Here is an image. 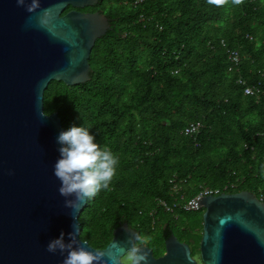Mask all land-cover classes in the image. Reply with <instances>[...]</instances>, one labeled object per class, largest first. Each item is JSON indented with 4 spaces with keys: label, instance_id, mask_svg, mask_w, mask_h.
<instances>
[{
    "label": "trees",
    "instance_id": "1",
    "mask_svg": "<svg viewBox=\"0 0 264 264\" xmlns=\"http://www.w3.org/2000/svg\"><path fill=\"white\" fill-rule=\"evenodd\" d=\"M98 8L111 27L92 49L91 79L44 91L46 113L65 129L91 126L119 156L110 190L81 213V238L103 248L128 222L155 251L178 231L196 249L202 213L186 222L175 204L227 183L264 200V0H100L82 10Z\"/></svg>",
    "mask_w": 264,
    "mask_h": 264
},
{
    "label": "water",
    "instance_id": "2",
    "mask_svg": "<svg viewBox=\"0 0 264 264\" xmlns=\"http://www.w3.org/2000/svg\"><path fill=\"white\" fill-rule=\"evenodd\" d=\"M99 2L41 0L29 12L18 0H0V264H61L67 252H51L47 244L61 232L70 240L74 227L75 246L96 249L81 238L87 203L74 216L59 192L54 163L65 128L57 111L45 112L44 91L51 80L76 85L91 79L92 49L111 24L103 11L79 8ZM45 8L51 9L47 15ZM199 204L203 264H264V200L241 190L205 195ZM136 232L128 222L114 229L112 240L99 248L109 264H120ZM165 247L156 257L145 246L149 264H199L175 234Z\"/></svg>",
    "mask_w": 264,
    "mask_h": 264
},
{
    "label": "clouds",
    "instance_id": "3",
    "mask_svg": "<svg viewBox=\"0 0 264 264\" xmlns=\"http://www.w3.org/2000/svg\"><path fill=\"white\" fill-rule=\"evenodd\" d=\"M18 2L26 4V0ZM210 2L220 3L221 0ZM235 2L239 3L240 0ZM26 7L29 12H33L41 7V0H30ZM50 11V8H45L43 14L47 15ZM91 129L85 123L73 124L61 130L57 137L60 156L54 163V174L61 181L59 192L66 198L65 205L73 210L74 216L83 204L101 190H110L119 164V156L110 147L101 146ZM77 233L78 229L74 227L69 233L71 239L66 241L61 232L59 237L48 242V250L67 252L61 264H109V260L105 258V250L75 246ZM129 239L131 247L118 257L120 264H149V253L145 248L147 237L136 232Z\"/></svg>",
    "mask_w": 264,
    "mask_h": 264
},
{
    "label": "built area",
    "instance_id": "4",
    "mask_svg": "<svg viewBox=\"0 0 264 264\" xmlns=\"http://www.w3.org/2000/svg\"><path fill=\"white\" fill-rule=\"evenodd\" d=\"M137 1H141V0H137ZM230 57L232 58L233 61H236V62L240 59L239 53L236 50H232L230 52ZM239 81L243 82V83L245 82L242 79H239ZM257 90L258 89L256 87L251 86V85H247L244 88V92L246 94H255L257 92ZM201 127H202V123L200 121L191 122L190 124L185 126L184 132L186 134H189V135H195L200 131ZM174 187L176 190L178 189L177 185H175ZM229 187H230V184H228V183L225 184L223 187H209V186L203 187L196 195L192 196L191 198H189L185 202L175 204V206H179L182 209H184L185 211L198 210V209L202 208V205L199 204V200L201 199V197H203L205 195H209V194L217 195V194H220L222 192H226V190ZM161 203L166 205L165 201H161ZM166 209L173 210V207L167 205Z\"/></svg>",
    "mask_w": 264,
    "mask_h": 264
},
{
    "label": "flooded vegetation",
    "instance_id": "5",
    "mask_svg": "<svg viewBox=\"0 0 264 264\" xmlns=\"http://www.w3.org/2000/svg\"><path fill=\"white\" fill-rule=\"evenodd\" d=\"M69 7H70V6H69ZM69 7H68V8H69ZM68 8H67V10L71 9L72 7L69 8V9H68ZM79 9L82 10V8H79ZM97 10L100 11L99 8H98V9H94V10H82V11H97ZM194 211H195L196 213H194V214L192 215V217L195 216V215H197V214H199V213H202V215H203L204 208L202 207V208H200V209H198V210H194ZM188 221H189V220H187L186 222H188ZM170 229H171V225H168V224H165V225H164V230H167L166 232H170ZM182 229H184V231H186V232H191V231H189L188 228H184V226L182 227ZM202 231H203V220L201 221V226L198 227V228L196 229L195 232H200V233H201V236H202ZM172 234H175V235L178 237V239H179L180 241H182V242H187V243L189 244V246H190V250H191V254H192V256H193L194 258H196V260L198 261L199 264H203V262H202V260H201V257H200V241H199V245L197 246V248L194 249V248L192 247L191 243H190V242H192V241H186L185 239H183V237H184V232H182V231H178V233H173V232H171V234H168V236L164 239V244L162 245L163 250H162L161 252H159V251H155V250L150 246V244H149V240L147 239V244L152 248L153 253H154V255H155L156 257H159V256H161V255H163V254L165 253V251H166L165 241H166V239H167L170 235H172ZM200 240H201V238H200Z\"/></svg>",
    "mask_w": 264,
    "mask_h": 264
},
{
    "label": "rangeland",
    "instance_id": "6",
    "mask_svg": "<svg viewBox=\"0 0 264 264\" xmlns=\"http://www.w3.org/2000/svg\"><path fill=\"white\" fill-rule=\"evenodd\" d=\"M194 213H196V212H195V211H189V212H186V213L183 215V217H182L183 221L191 220V219L193 218L192 215H193Z\"/></svg>",
    "mask_w": 264,
    "mask_h": 264
}]
</instances>
